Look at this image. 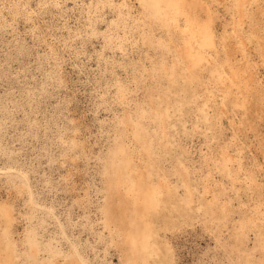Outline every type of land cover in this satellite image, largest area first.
Instances as JSON below:
<instances>
[{"label": "rangeland", "instance_id": "1", "mask_svg": "<svg viewBox=\"0 0 264 264\" xmlns=\"http://www.w3.org/2000/svg\"><path fill=\"white\" fill-rule=\"evenodd\" d=\"M0 264H264V0H0Z\"/></svg>", "mask_w": 264, "mask_h": 264}]
</instances>
